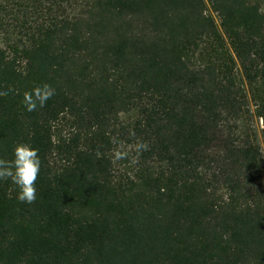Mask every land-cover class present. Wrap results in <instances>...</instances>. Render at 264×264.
I'll list each match as a JSON object with an SVG mask.
<instances>
[{"label":"trees","instance_id":"trees-1","mask_svg":"<svg viewBox=\"0 0 264 264\" xmlns=\"http://www.w3.org/2000/svg\"><path fill=\"white\" fill-rule=\"evenodd\" d=\"M254 118L264 150V0H0V158L41 160L0 264H264Z\"/></svg>","mask_w":264,"mask_h":264},{"label":"clouds","instance_id":"clouds-1","mask_svg":"<svg viewBox=\"0 0 264 264\" xmlns=\"http://www.w3.org/2000/svg\"><path fill=\"white\" fill-rule=\"evenodd\" d=\"M55 95V89L41 83L25 93L23 106L26 111L33 112L45 107ZM141 147H145L141 145ZM119 158V154H117ZM41 170L39 151L29 143H18L12 149V158H0V182L10 181L17 188V200L32 204L37 200L36 181Z\"/></svg>","mask_w":264,"mask_h":264},{"label":"rangeland","instance_id":"rangeland-1","mask_svg":"<svg viewBox=\"0 0 264 264\" xmlns=\"http://www.w3.org/2000/svg\"><path fill=\"white\" fill-rule=\"evenodd\" d=\"M251 109H252V111L254 110L253 107H251ZM254 126L256 128V133H257L258 141H259L260 146L262 148L263 147V143H262L263 140H262V136H261V129L263 128L262 121L261 120H258L257 118H254ZM262 152H263V155H264L263 148H262Z\"/></svg>","mask_w":264,"mask_h":264}]
</instances>
